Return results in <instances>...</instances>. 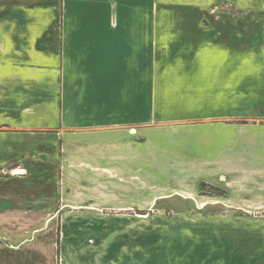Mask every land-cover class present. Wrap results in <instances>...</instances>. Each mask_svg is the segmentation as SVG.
I'll list each match as a JSON object with an SVG mask.
<instances>
[{
  "label": "crops",
  "instance_id": "obj_1",
  "mask_svg": "<svg viewBox=\"0 0 264 264\" xmlns=\"http://www.w3.org/2000/svg\"><path fill=\"white\" fill-rule=\"evenodd\" d=\"M145 6L0 0V264L51 263L47 224L34 228L33 217L144 216V183L160 177L161 154L190 181L200 174L228 191L213 203L194 190L170 196L189 210L216 207V223L201 227L218 264H264V62L250 47L179 49L226 57L220 99L170 96L173 115L161 117L154 96L146 119L144 20L118 10ZM196 131L215 137L201 148L176 141Z\"/></svg>",
  "mask_w": 264,
  "mask_h": 264
},
{
  "label": "rangeland",
  "instance_id": "obj_2",
  "mask_svg": "<svg viewBox=\"0 0 264 264\" xmlns=\"http://www.w3.org/2000/svg\"><path fill=\"white\" fill-rule=\"evenodd\" d=\"M193 1L145 0V7L118 9L121 15H138L144 20L146 119L155 107L154 96L160 97L161 117L173 115L168 109L170 96L186 93L198 104L205 94L212 95L213 101L220 99L214 89L226 57L220 52L189 55L179 49L250 47L264 62V0H203L201 6ZM136 33V38L142 39V23ZM180 79L187 81L185 88L182 82V88L172 82ZM169 122L162 119L156 125ZM212 137L215 135L196 131L179 135L176 141H192L193 148H201ZM162 140L169 143L168 136ZM160 163V177L144 183V210L139 212L144 216L132 215V211L125 215L33 217L34 228L37 223L47 224L50 264H218L217 256L212 255L216 243L204 244L208 237L214 239L213 233L201 227L216 223V207L189 210L184 201L170 196L194 190L213 203L228 191L216 181L206 182L200 174L190 181V176L175 172L184 173V169H171L172 161L162 154ZM153 171L156 175V169ZM148 176L146 167V179Z\"/></svg>",
  "mask_w": 264,
  "mask_h": 264
}]
</instances>
